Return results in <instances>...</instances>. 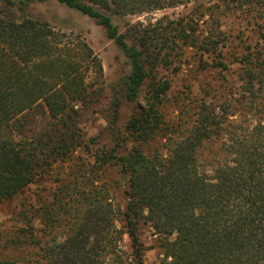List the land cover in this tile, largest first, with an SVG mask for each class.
<instances>
[{
  "label": "trees",
  "instance_id": "16d2710c",
  "mask_svg": "<svg viewBox=\"0 0 264 264\" xmlns=\"http://www.w3.org/2000/svg\"><path fill=\"white\" fill-rule=\"evenodd\" d=\"M2 1L0 206L44 176L57 185L50 203L23 211L14 235L0 232V264H146L142 224L159 237V264H264V0H215L192 9L198 18L139 21L125 32L114 15L183 0H55L94 19L131 63L112 86L102 145L81 127L105 84L89 41L26 14L31 2L52 0ZM224 18L245 19L244 29L233 33ZM191 61L222 85L198 94L190 85L178 116L166 118L173 80L164 70ZM125 103L135 106L119 126ZM111 169L123 180L124 211L102 177Z\"/></svg>",
  "mask_w": 264,
  "mask_h": 264
},
{
  "label": "rangeland",
  "instance_id": "374dc122",
  "mask_svg": "<svg viewBox=\"0 0 264 264\" xmlns=\"http://www.w3.org/2000/svg\"><path fill=\"white\" fill-rule=\"evenodd\" d=\"M183 1H186L183 3ZM179 1L176 6H168L165 9L157 10L147 14H135L127 16L114 15L113 20L119 26L122 32L127 30L128 25L136 22H156L157 20L165 17L171 19L179 18L190 14L198 18L192 11L196 6L204 5L203 10L210 4H214L215 0H183ZM3 1L0 0V7ZM198 13V12H197ZM20 16L22 12H18ZM26 14L40 16L49 21L58 30L67 33H74L86 38L95 52L102 60L105 72V84L100 99L95 103L85 107L80 114L81 127L89 137H100L101 145L111 140L109 131L110 121L109 114L111 113V96L112 86L117 84L124 76L130 73L131 63L125 52L111 39L106 36L103 27L98 25L94 19L89 16L67 7L55 0L46 2H31L26 9ZM202 18V17H201ZM208 19L209 17H204ZM246 20L224 18V28H232L233 33L237 34L240 28L244 29ZM246 34L252 36V33L245 30ZM242 35V34H241ZM172 69L164 70L165 75L173 80V89L170 94L168 105L165 109L166 118L175 119L179 114V107L184 102L183 98L188 94L189 86L191 85L194 94L199 93L201 85L220 86L222 81L219 75L199 74L197 66L191 61L190 64H183L182 68L175 74L171 72ZM219 80V81H218ZM220 90L217 94L219 95ZM199 94L198 96H200ZM222 99V98H221ZM220 101V100H219ZM135 104L125 103L120 109L119 113V126H123L129 115L132 113ZM162 142L155 141L151 144V148L161 147ZM98 147V145L93 146ZM81 155V154H80ZM84 162H93L90 153H82ZM90 164V163H89ZM71 171L70 169L68 172ZM67 172V173H68ZM105 181L112 184V202L114 205H120L121 210L126 209L128 199L123 192V187H118L122 184L123 180L116 170H108L102 176ZM56 176H44L38 179L34 184L28 186L14 199L5 202L0 206V232L4 236L14 235L17 228L22 221L23 211L26 209H38L44 204L52 201L53 193L56 190L57 182ZM118 184V185H117ZM38 227L41 225L36 223ZM118 226L124 229V221L119 219ZM140 240L144 244V261L146 264H159L164 259V252L160 246V240L154 229L148 224H142L138 230ZM121 246L127 254L132 253V241L127 233H125L121 240ZM5 254L11 253L10 251L4 252ZM14 254L16 252H13Z\"/></svg>",
  "mask_w": 264,
  "mask_h": 264
}]
</instances>
